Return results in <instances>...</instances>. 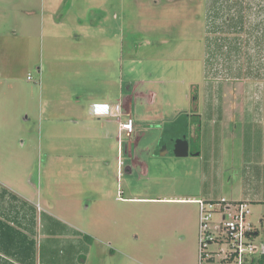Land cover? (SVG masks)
<instances>
[{"label": "rangeland", "instance_id": "obj_1", "mask_svg": "<svg viewBox=\"0 0 264 264\" xmlns=\"http://www.w3.org/2000/svg\"><path fill=\"white\" fill-rule=\"evenodd\" d=\"M58 17H81L86 25L88 17L114 20L117 37L125 39L126 93V75L139 77L144 67L142 78L157 72L166 82L172 97L166 107L223 112L217 173L209 165L208 134L202 143L206 160H176L170 144V156H161L162 145L145 151L157 132H166L161 139L168 144L173 129L160 131L150 123L137 136L142 141L137 153L150 168L146 176L122 156L119 166L112 120L108 131L94 124L75 131L72 118L67 124L72 131L66 132L62 90L75 83L65 79L67 74L77 71L59 65L60 48H53L52 23ZM122 17L130 21L125 27ZM68 24L72 32L78 30V24ZM118 40L117 59L122 55ZM121 85L117 81L114 92L119 94ZM140 106L134 103L136 111L143 110ZM210 121L203 119L204 129ZM195 122L191 126L199 130ZM191 143L194 152L200 142ZM210 172L214 197L239 200L251 193L264 200V0H0L2 221L35 244L38 219L41 227L53 216L81 230L86 239L77 246L83 253L75 264H198L200 214L192 201L206 197L202 191L209 183L203 179ZM262 202L251 204L255 221L264 213ZM58 229L56 238L40 236L37 257L50 243L58 260L71 253L74 232ZM28 249L13 258L0 255V264L35 263L26 258Z\"/></svg>", "mask_w": 264, "mask_h": 264}, {"label": "crops", "instance_id": "obj_2", "mask_svg": "<svg viewBox=\"0 0 264 264\" xmlns=\"http://www.w3.org/2000/svg\"><path fill=\"white\" fill-rule=\"evenodd\" d=\"M86 20L87 25L86 23H84V20L81 19V17H76V19H74L73 17H58L57 24L55 23V21L54 23H52V31L54 32L52 36H54L55 38L53 39V48H60L58 49V52L60 51L59 55L61 54L59 56V65L62 64L68 71H77L75 76L67 74L65 79L67 81H72L75 83L71 82L72 84L70 89L62 90L63 98L61 101L64 113L62 124L64 125V130L66 132L72 131L71 129H69V125H67L69 124V122L71 121L70 119L72 118L76 119L73 123H71L75 131L79 128L84 129L86 128L85 126L91 124H94L96 126L98 125L97 127L101 128V130L108 131L107 122L112 120L114 122L113 124L117 126L116 128H114L117 130V136L115 137V140L118 142L119 166L123 164V162L125 161L124 159L126 158V160L129 161L132 170L134 168L139 167L142 169V173L146 176L149 173L150 168L148 163L144 159H142L143 156H140L137 153L142 145V141L137 136L138 134L142 133V130L148 129L150 123L156 125L158 124L159 126L157 129L160 131L163 130V126H172L173 129L169 138L175 139L176 141L185 140L189 143V155L187 157H178L177 155H175L174 148L173 152L175 158H177L176 160H189L191 158H199L203 161L206 160L205 155H203L204 144L202 145V143H204V137L208 134V149L212 150V153L209 157V165H211L212 167V173L216 174L218 171V166L219 164H221L222 160L221 155L217 154L216 144L218 143L217 135L222 134L221 126L224 123L223 118H225L223 112L206 111L203 113L199 109L189 112L188 109L186 110V108H177L179 106L175 108L166 107V105L170 106L169 104L172 100V97L167 95V92H165L164 85L166 84V82L162 79V77L158 76L157 72V74H148L147 77L142 78V76L146 74L145 72L143 73L144 67L140 68L139 77L134 78L133 74L126 75V77H128V83L130 85L129 92L126 93L125 83L127 81L123 80V77H125V75L123 70V64H121L125 48L124 36L117 37V33L115 32L116 25L114 23V20L113 22H110L107 17H88ZM141 20L143 22V19ZM190 20L191 22H194L193 18H190ZM69 22L71 24L74 23L76 28L78 24V30L72 32V30H70L71 26L68 24ZM120 22L121 25L125 27L130 21L122 17ZM149 24L150 26H152L151 28H153L152 31H155L154 28H156V25L154 21ZM44 26H46V24ZM103 27L107 28L108 31L103 30ZM110 29L114 32H110ZM144 30H146V28ZM119 37L121 38L119 39ZM116 40H118V42H121L120 44L122 55L119 59H117L115 51ZM156 52L158 51H155V53ZM117 61H119L121 65V71L119 75L117 73ZM149 66H152L154 68L156 67L157 69V66L154 64ZM117 81L122 82L119 94H117V92H114V87ZM189 83L193 84L194 81ZM94 85H96L95 89L93 88ZM99 85H103L102 88H100ZM64 92L66 94H64ZM187 98L188 96L184 98L185 103L187 102ZM192 98L193 99L190 102L192 103V106H196L197 97ZM194 100H196V102ZM135 102H137V104L140 103V107H143L142 111H136L134 109ZM94 104L107 105L108 109L111 108V110L109 109L110 114L107 116H98L99 118H97L96 115L92 114L90 111L92 105ZM119 104H121L122 106V112L124 114L123 120L125 121L128 116L132 117V119L134 120V132L130 135L126 132L121 131L120 122L112 116L113 112L115 111L116 105ZM205 117L211 119L206 129H204L203 127V119ZM179 118L180 121H178ZM196 120H198V123H200H197L200 126L199 130H197V128H193V126L196 125H193L194 123H196ZM191 123H193L192 126ZM66 125L67 127H65ZM161 135L165 137L166 132H157L153 136V145H145V151H148V149H151V151H153L155 147L164 144L165 138L161 139ZM134 136L137 137L136 140H133ZM193 138H196L197 140ZM214 139L216 140L215 142ZM191 140L200 142L194 152L192 145L193 143H191ZM179 147H182V144H179ZM170 154V152L165 151L161 154V156H170ZM154 155L156 156L154 152L153 155H149L150 157H152L151 160L155 158ZM121 156L124 159H122ZM177 162L179 163V161ZM212 173L208 174V179L206 177L203 179L205 184L209 183V186L206 188V190L203 189L202 194L206 197L202 198L201 200L220 199L212 195V188L210 186V178L211 175H213ZM14 196L21 199V201L27 203L29 206L37 207V204L23 200L17 195ZM223 198L224 197H221V199ZM229 201H248L251 203H263L262 201L264 200L258 199L257 196H252L251 193H247L244 194L239 200ZM47 219V222L43 221V227L40 226V219L37 220L38 223L36 233L34 235V241L36 242V244L33 242V245H31L30 242L33 241V239H28V243L26 244V246L27 248L29 246V249L28 256L26 258H33L32 260L35 262L33 264H75L76 261L80 259L81 254L83 253L79 250V247L77 246H81L82 240L86 239L83 237L84 233L70 224H65V221L55 219L53 216L48 217ZM39 226L41 227V229H43L41 233ZM64 226L67 228V230H71L74 232L73 236L70 237L73 240V242L70 243L71 253L67 255L66 258H60V260H58L59 258L55 256L56 249L50 243L46 245L44 250H40L39 257H37V241L40 236H42V238H46L47 240L52 239L53 237L56 238L55 231L59 230L58 228L64 229ZM60 237L61 236L57 238ZM96 238L97 237H95V239ZM96 240L99 243L101 242V239L99 237ZM0 255L6 258H13V256H5V253L3 251H0ZM56 260L60 262H57Z\"/></svg>", "mask_w": 264, "mask_h": 264}, {"label": "built area", "instance_id": "obj_3", "mask_svg": "<svg viewBox=\"0 0 264 264\" xmlns=\"http://www.w3.org/2000/svg\"><path fill=\"white\" fill-rule=\"evenodd\" d=\"M31 79V77H29ZM112 116L120 129L134 132V120L124 121L121 104ZM199 205L198 264H257L264 258V213L253 219L251 202L196 200Z\"/></svg>", "mask_w": 264, "mask_h": 264}, {"label": "trees", "instance_id": "obj_4", "mask_svg": "<svg viewBox=\"0 0 264 264\" xmlns=\"http://www.w3.org/2000/svg\"><path fill=\"white\" fill-rule=\"evenodd\" d=\"M27 243L28 237L26 235L0 219V251H3L5 256L14 257L16 254L25 252ZM30 243L33 245V241ZM257 264H264V258L259 259Z\"/></svg>", "mask_w": 264, "mask_h": 264}, {"label": "water", "instance_id": "obj_5", "mask_svg": "<svg viewBox=\"0 0 264 264\" xmlns=\"http://www.w3.org/2000/svg\"><path fill=\"white\" fill-rule=\"evenodd\" d=\"M180 143L182 144V147H179ZM175 155H177L178 157H187L189 155V143L185 140H177Z\"/></svg>", "mask_w": 264, "mask_h": 264}, {"label": "clouds", "instance_id": "obj_6", "mask_svg": "<svg viewBox=\"0 0 264 264\" xmlns=\"http://www.w3.org/2000/svg\"><path fill=\"white\" fill-rule=\"evenodd\" d=\"M91 113L97 116H107L109 115V109L107 105H92L90 109Z\"/></svg>", "mask_w": 264, "mask_h": 264}, {"label": "flooded vegetation", "instance_id": "obj_7", "mask_svg": "<svg viewBox=\"0 0 264 264\" xmlns=\"http://www.w3.org/2000/svg\"><path fill=\"white\" fill-rule=\"evenodd\" d=\"M183 136H185V135H183ZM169 144L172 145L173 148H175L176 147V140L175 139H170V143H168V144H166V143L162 144V146H161V147H163L162 153L165 152V151H168V152L171 153V151L169 150ZM180 145H181V143H180Z\"/></svg>", "mask_w": 264, "mask_h": 264}]
</instances>
